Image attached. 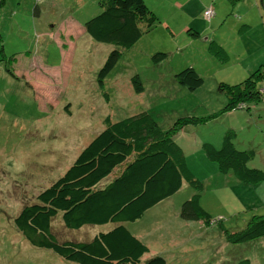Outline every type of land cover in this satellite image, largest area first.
Here are the masks:
<instances>
[{"label": "rangeland", "instance_id": "374dc122", "mask_svg": "<svg viewBox=\"0 0 264 264\" xmlns=\"http://www.w3.org/2000/svg\"><path fill=\"white\" fill-rule=\"evenodd\" d=\"M97 1L0 0V264H76L32 246L14 218L64 174L107 116L117 121L144 111L163 131L181 118L199 120L175 142L202 184L197 192L184 181L142 218L122 223L149 248L146 257L163 256L168 264H264V238L245 244L226 239V231L239 233L264 215V202L251 184L220 172L202 146L220 149L232 132L237 149L253 152L248 167L264 173V97L221 113L229 98L218 89L264 72V0H148L158 21L125 49L97 43L75 26L100 12ZM210 6L215 15L207 20ZM212 40L225 52L222 62L209 52ZM114 49L121 52L118 63L99 76ZM158 53L166 57L155 62ZM188 67L204 80L194 91L174 77ZM196 193L209 218L185 220L182 204ZM118 224L70 229L59 213L51 228L59 241L88 242Z\"/></svg>", "mask_w": 264, "mask_h": 264}, {"label": "trees", "instance_id": "16d2710c", "mask_svg": "<svg viewBox=\"0 0 264 264\" xmlns=\"http://www.w3.org/2000/svg\"><path fill=\"white\" fill-rule=\"evenodd\" d=\"M227 1L235 5L240 0ZM97 2L100 10L97 15L85 23L76 22L82 26L83 33L97 43L130 48L158 21L146 0ZM207 10H212L209 17L205 14ZM203 15L211 20L215 15L214 7H207ZM194 34L199 35L196 30ZM209 52L220 62L224 60L225 52L220 44L212 41ZM120 57L118 49L112 50L99 76L108 75ZM165 57L164 53H158L153 59L159 62ZM174 77L177 83L192 91L204 82L193 67ZM134 82L141 86L139 76L134 77ZM218 89L226 92L229 98L221 113L257 103L264 97V72L257 70L239 84L221 83ZM198 121L194 117L181 118L163 131L146 111L117 121L107 116L103 120L104 128L84 146L64 174L14 218L17 230L32 246L51 250L76 264H168L163 256L147 258L149 248L122 223L142 218L148 209L177 193L184 181L200 192L202 184L189 169L185 153L175 142L179 131ZM235 135L226 134L220 149L203 144L204 153L218 164L220 172H231L239 181L257 186L264 182V173L248 167L253 152L237 149ZM106 179L110 180L99 186ZM199 197L196 193L182 204L180 215L183 219L209 218ZM59 213L70 229L109 222L119 224L88 242L59 241L51 228L52 219ZM261 238H264V215L254 216L239 233L226 231L227 241L233 244ZM239 264H249V260Z\"/></svg>", "mask_w": 264, "mask_h": 264}, {"label": "crops", "instance_id": "0c3cea01", "mask_svg": "<svg viewBox=\"0 0 264 264\" xmlns=\"http://www.w3.org/2000/svg\"><path fill=\"white\" fill-rule=\"evenodd\" d=\"M157 1L162 2L161 0H157ZM194 1H197V0H194ZM198 1L200 2L201 0H198ZM146 2H148V0H146ZM187 2L190 3L191 0H188ZM244 22H246V21H244ZM164 24H165V22H164ZM166 25L169 28V24L166 23ZM75 26H77L79 29H82V26H80V24H75ZM195 30L197 31L198 29H195ZM197 32H199V30ZM212 41H214V40H212ZM214 42H216V41H214ZM249 190L253 191V196H255V197L257 196V197L261 198V200L264 202V182H262L261 184H259L257 186H254L252 188H249Z\"/></svg>", "mask_w": 264, "mask_h": 264}, {"label": "built area", "instance_id": "2783aa9c", "mask_svg": "<svg viewBox=\"0 0 264 264\" xmlns=\"http://www.w3.org/2000/svg\"><path fill=\"white\" fill-rule=\"evenodd\" d=\"M211 13H212V10H207V11L205 12L206 16H208V17L211 15Z\"/></svg>", "mask_w": 264, "mask_h": 264}]
</instances>
